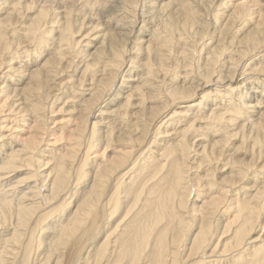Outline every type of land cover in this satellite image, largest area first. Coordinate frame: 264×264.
I'll use <instances>...</instances> for the list:
<instances>
[{
    "label": "bare ground",
    "instance_id": "1",
    "mask_svg": "<svg viewBox=\"0 0 264 264\" xmlns=\"http://www.w3.org/2000/svg\"><path fill=\"white\" fill-rule=\"evenodd\" d=\"M0 264H264V0H0Z\"/></svg>",
    "mask_w": 264,
    "mask_h": 264
},
{
    "label": "rangeland",
    "instance_id": "2",
    "mask_svg": "<svg viewBox=\"0 0 264 264\" xmlns=\"http://www.w3.org/2000/svg\"><path fill=\"white\" fill-rule=\"evenodd\" d=\"M61 106V104L57 107V109L59 108ZM68 108H66L65 110H67ZM69 114L68 113H66V111H63V112H61L58 116H57V120H62V119H65V118H69V116H68ZM60 148V147H59ZM25 176H27L26 174H25V172H20V174L17 176V177H25Z\"/></svg>",
    "mask_w": 264,
    "mask_h": 264
}]
</instances>
